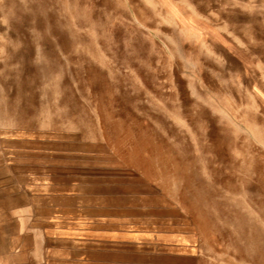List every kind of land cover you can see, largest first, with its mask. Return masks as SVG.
I'll use <instances>...</instances> for the list:
<instances>
[{"label":"rangeland","instance_id":"374dc122","mask_svg":"<svg viewBox=\"0 0 264 264\" xmlns=\"http://www.w3.org/2000/svg\"><path fill=\"white\" fill-rule=\"evenodd\" d=\"M240 5L0 0V211L30 213L35 261L264 264V21Z\"/></svg>","mask_w":264,"mask_h":264},{"label":"crops","instance_id":"0c3cea01","mask_svg":"<svg viewBox=\"0 0 264 264\" xmlns=\"http://www.w3.org/2000/svg\"><path fill=\"white\" fill-rule=\"evenodd\" d=\"M232 8L247 4L255 19L264 21V0H231ZM260 23V22H259ZM30 213L0 211V264H40L35 261L31 245V224L25 221Z\"/></svg>","mask_w":264,"mask_h":264}]
</instances>
